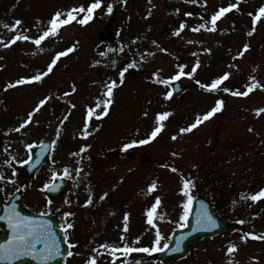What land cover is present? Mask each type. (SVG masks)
<instances>
[{"label": "rangeland", "instance_id": "obj_1", "mask_svg": "<svg viewBox=\"0 0 264 264\" xmlns=\"http://www.w3.org/2000/svg\"><path fill=\"white\" fill-rule=\"evenodd\" d=\"M92 2L0 0L1 198L6 200L19 190L22 204L28 209L36 213L54 211L59 225L73 224V228L64 229L68 244L74 245L73 254L62 264H85L93 255L97 264H228L229 259L234 264H264V240L240 239L248 232L264 233V199H242V195L264 188V114L257 116L254 111L264 107V88L248 96L222 91L223 87L244 91L253 76L264 85V17L257 22L255 32L247 35L253 27L248 13L255 14L264 0H240L239 11L233 9L221 17L214 32L207 30L212 14L236 0H101V7L87 24L73 21L62 26L57 36L47 38L39 47L32 40L3 46L17 34L36 38L46 30L57 10L66 13L81 5L86 9ZM108 4L113 7L110 13ZM187 12L193 15L186 16ZM85 14H77L78 19ZM17 19L22 24L12 29ZM105 21L110 24L112 44L99 38ZM181 21L186 23L185 29L180 36L172 35ZM200 23H205L206 28L192 31ZM245 43L249 49L238 56ZM73 44L75 51L61 57L41 81L7 87L21 77L46 71L55 54ZM197 60L200 66L194 76L179 80L185 90L165 100L169 86L156 80L174 75L180 64L186 66V72L191 71ZM133 62L135 67L129 68ZM122 69L127 71L120 84ZM225 72L230 77L219 91L207 92L196 83H210ZM112 80L118 86L113 90L109 112L101 119L94 115L89 122L90 135L83 138L87 109L95 107L99 99L101 107L96 112L103 111L105 86ZM73 84L75 92L71 91ZM45 97L49 99L32 122L15 131ZM217 99L224 101L221 111L191 132H179L194 123L197 115L210 110ZM162 111L172 115L164 121L161 133L147 144L134 145L127 153L123 145L146 139L156 126V114ZM43 138L51 142L48 157L27 177L19 171V164ZM27 144H33V148L29 150ZM84 145L90 147L79 152ZM77 152L79 155H71ZM143 157L148 160L141 161ZM65 167L70 177L63 176ZM77 168L82 169L78 177ZM53 173L67 181L63 193L56 198L44 192ZM182 179H190L192 197L204 196L221 218L238 224L244 220L242 229L231 225L222 236L194 243L190 253L177 262H159L152 256L154 253L143 252L127 257L117 254L113 262L101 244L151 247L159 228L164 237L162 247L170 231L184 224L180 216L187 197L181 192ZM152 181L157 182V187L148 193ZM104 193L108 195L101 200ZM89 196L92 203L85 206ZM157 196L161 204L153 227L147 223L146 209ZM125 213L129 214L127 232ZM230 242L238 245V251L231 256L226 251Z\"/></svg>", "mask_w": 264, "mask_h": 264}, {"label": "snow or ice", "instance_id": "obj_2", "mask_svg": "<svg viewBox=\"0 0 264 264\" xmlns=\"http://www.w3.org/2000/svg\"><path fill=\"white\" fill-rule=\"evenodd\" d=\"M151 2V0H149ZM188 2L195 3L196 0H188ZM207 0H205V3ZM239 3L240 0H236L235 3H229L227 7H221L218 11L212 14L210 18V24L211 27H208V31H216L217 29V21L220 20L221 17H223L226 13H229L233 9L239 11ZM101 7V0H94V2L90 3L87 8L83 5L79 7H73L72 9L68 10L66 13L62 12L60 10H57L49 19L48 21V27L46 30H44L40 35H38L36 38H32L29 35H23V34H17L14 35L11 39V41L8 44L3 45L4 47H9L11 44H14L17 41L23 40L28 41L32 40V42L39 47L43 41H45L49 37H55L58 35L59 31L61 30L62 26H66L70 24L73 21H77L79 24L84 25L87 24L90 20L93 19V13L96 9H99ZM113 7L111 4H108L107 11L110 13L112 12ZM179 9H177V12ZM86 13L83 15V18L78 19L77 14ZM186 16H192L193 13L187 12L185 13ZM249 16L252 17V30L247 33V35L251 36L255 30L257 22L261 20L262 17H264V5H261L255 14L248 13ZM66 17V18H62ZM203 19V17H201ZM39 23V21H38ZM22 21L17 19L14 24L11 26L12 29H15L18 25H21ZM7 27V25H5ZM186 23L184 21H181L179 27L174 30L172 35L174 36H180L181 32L185 29ZM206 24L200 23L196 27L192 28V31L199 32L201 29H205ZM155 44L156 41H153ZM191 43V42H190ZM250 45L245 43L243 45V49L238 53V56H243L245 52L249 49ZM76 45L73 44L72 46L68 47L65 51H60L55 54V56L52 58L51 62L47 65V70L42 72H37L34 75H31L29 77H21L17 79L14 83H10L7 85V87H15L17 85H23L26 83H33V82H39L44 77L49 75L53 69L54 66L57 64L58 60L66 56L67 54L75 51ZM122 50V49H121ZM162 51H166V49H161ZM109 51H112V49H109ZM101 55H105V53H101ZM193 55H196L193 53ZM143 59V56L141 57ZM235 59V57H234ZM96 63H99V61H96ZM115 64V61L112 62ZM200 66V61L197 60L196 63L192 66L191 71H185V65L180 64L178 65L179 71H177L174 75L170 76L169 78L165 79H157V83H161L164 85L169 86V90L164 93V99L170 100L173 97V91L172 88V82L180 80L182 77H189L192 78L194 74L196 73L197 69ZM129 68L135 67V62L128 65ZM127 69H122L119 73V83L123 84L124 82V76ZM157 73H153V76H156ZM230 77L229 72H225L222 75H219L218 77L211 80L210 83H201V81L196 80V83L200 85L201 88H203L207 92H216L221 90L222 84L227 81ZM250 83L245 85V90H231L228 87H223L222 91L224 93H231L233 96H248L251 92L256 90L257 88H264V85H262L259 81L256 80V78L249 77ZM117 81L112 80L106 84V91L104 92L105 99L103 100V111L97 113L96 110L101 107V101L98 99L96 101L95 107H89L87 109V114L85 116L84 125H83V131L81 133L83 138H87L90 135L89 132V122L95 115L96 119H101L102 117L106 116L109 112V107L113 103L112 96H113V90L117 87ZM72 92L76 91V87L73 84L71 88ZM70 93H65V95H69ZM49 99V97H45L44 99H41L36 107L33 109L32 112L28 113L27 119H24L23 122L19 125L18 128L15 129V131H20L21 129H24L27 125H29L32 120L33 116L36 112L40 110V108L46 103V101ZM224 105V101L222 99H217L215 101V105L208 110L206 113L202 115H197L195 122L188 125L187 127H182L179 129V132L181 134L191 132L193 129L197 128L200 124H202L204 121L209 120L212 118L217 112L221 111ZM75 107V105H73ZM255 114L257 116L264 114V107H260L254 110ZM147 115V113H145ZM172 115L169 111H162L158 112L155 116V127L152 129L151 133L147 136L146 139H139V140H133L131 143H126L123 145V149L127 150L131 147H133L136 144L144 145L152 140H154L158 134L161 133V131L164 128V121H166L170 116ZM68 117L65 116L64 120H67ZM63 123V121H61ZM57 136H59V129H57ZM177 136H173L172 139L175 140ZM53 145H55L56 141H52ZM90 145H84L80 148L79 152H85ZM26 148L29 150L33 148V144H27ZM7 151V149H5ZM71 155H79V153H71ZM173 155H176L173 153ZM13 159H15L13 157ZM25 163L27 161H24ZM5 163H10L9 161H6ZM55 163V161H53ZM77 177L80 175L82 169L77 168L76 170ZM172 171H176L175 168L172 169ZM70 172L67 167L63 169V176L70 177ZM56 176V173H53V177ZM3 175L0 174V179H3ZM182 188L181 192L187 197V199L183 203V213L180 216L181 221H187L189 212L191 210L192 200L193 197L190 194L191 187H192V181L190 179H182ZM52 187L53 190H55V185L45 184L44 188ZM157 187V182L152 181L151 184L148 185L147 192L152 193ZM108 193H104L100 196V199L103 200L106 198ZM242 199H250L252 202H257L262 199H264V188H260L258 191L252 194L242 195ZM51 203V201H49ZM92 203V197L89 196V198L85 201V206ZM235 203V201H234ZM161 204V198L157 196L155 198V202L146 209V216H147V223L149 225H152L153 227H156L155 225V217L157 214V209ZM73 215L72 213H65V216ZM163 218L162 216L160 217ZM0 219H5L8 222V226L11 228V235L8 237L7 240L0 243V261H14L19 259L20 257H34L41 261H49L54 256L60 255V244L56 239L54 238V234L51 230L50 222L47 221H40L36 220L32 217L23 216L21 215L16 209L13 207L9 209L8 214L4 217H0ZM128 220H129V214H124V231L127 232L128 230ZM239 223L243 224L245 223L244 220H240ZM196 224L199 227H207V228H215L217 227L215 219L210 215L207 210H204L202 213L197 215L196 218ZM60 227L62 229H71L73 228V224H61ZM180 227H184V224L181 223ZM193 231H196L197 228L194 227L192 229ZM246 237H250L252 239L257 240H264V233L257 234L254 232H248L245 235H242L240 237L241 241L246 242ZM65 241H68L67 235L64 237ZM137 242L139 241V237L136 238ZM164 239V237L161 235V231L159 228H156L155 231V239L152 242L151 247H131L128 243H124L122 247L120 246H113L110 244H101L100 248L105 249L109 251V253L112 256L113 262L117 260V254L123 255L125 257L129 256L131 253L134 252H143V253H155L163 251L164 249L168 248V244L164 243L161 247V241ZM182 239V238H181ZM121 240H124V236H121ZM180 241L177 240V248L173 249V251L178 250ZM38 244H42L43 247L37 248ZM74 247V245L69 244V248L71 249ZM93 253L97 252V249H92ZM227 254L231 256L235 252L238 251V245L236 243L230 242L227 247ZM73 253L71 251L68 252V255L71 256ZM253 259H256L255 257ZM85 264H97L96 256H90L86 261ZM133 264H140V261H133ZM228 264H234V261L229 259Z\"/></svg>", "mask_w": 264, "mask_h": 264}, {"label": "water", "instance_id": "obj_3", "mask_svg": "<svg viewBox=\"0 0 264 264\" xmlns=\"http://www.w3.org/2000/svg\"><path fill=\"white\" fill-rule=\"evenodd\" d=\"M108 31V25H106L105 30L101 34V38H106L111 41ZM172 88L175 92H180L184 88L180 87L178 82H172ZM49 151V143L44 140L36 149V151L32 154L31 158L27 160V162L22 163L21 170L25 171L27 175H32L38 166L43 162L46 158ZM55 185V190L52 187L46 188L47 191L52 195L56 196L59 194L63 188L64 181L59 180L58 182L51 183L50 185ZM15 208L23 216L32 217L36 220L47 221L50 222L52 233L54 234V238L60 244V255L54 256L49 261H41L34 257H20L14 261H0V264H24L31 262L32 264H61L62 259L68 254L69 248L66 246L65 241L62 236V231L60 229L55 228V224L57 220L55 215L50 213L46 216H38L33 215L32 213H27L24 211V207L21 205L20 197L18 194L10 197L8 203L4 205V212L0 217H4L8 214L9 209ZM204 210L212 215L215 219L217 227L215 228H207V227H199L196 224L197 215L202 213ZM28 214V215H27ZM4 223V230L0 236V243L4 242L11 235V228L8 226V222L5 219H0V223ZM229 223L220 219L217 214L213 211L209 203L202 197H196L192 201L191 210L189 212L188 219L186 221V227L181 229H176L172 231L170 242L168 244V248L163 251L158 252L154 257L157 260L161 261H173L183 258L187 255L189 251V245L198 239H202L204 237H212L214 235H220L224 233L228 227ZM196 227L197 230L193 231L192 229ZM182 238V239H181ZM177 240L180 241L179 248L176 251L173 249L177 248ZM43 247L42 244H38L37 248Z\"/></svg>", "mask_w": 264, "mask_h": 264}]
</instances>
